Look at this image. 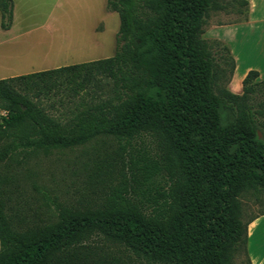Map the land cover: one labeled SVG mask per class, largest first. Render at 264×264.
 <instances>
[{
	"label": "trees",
	"instance_id": "1",
	"mask_svg": "<svg viewBox=\"0 0 264 264\" xmlns=\"http://www.w3.org/2000/svg\"><path fill=\"white\" fill-rule=\"evenodd\" d=\"M105 7L112 56L0 79V264H249L246 227L264 210L245 221L240 197L264 198V78L247 72L239 95L218 85L216 60L226 84L234 64L202 38L216 0ZM99 139L117 149L88 193L66 202L32 181L30 156Z\"/></svg>",
	"mask_w": 264,
	"mask_h": 264
},
{
	"label": "rangeland",
	"instance_id": "2",
	"mask_svg": "<svg viewBox=\"0 0 264 264\" xmlns=\"http://www.w3.org/2000/svg\"><path fill=\"white\" fill-rule=\"evenodd\" d=\"M216 2L221 9L209 12L202 38L212 51L222 54L221 46L213 43L217 40L206 38L207 31L213 24L239 20L244 7L236 0ZM6 24L9 31L0 28V71L2 76L14 77L112 56L118 18L106 9L105 0H11V21ZM216 61L225 71L218 85L225 87L228 66ZM116 149L115 142L99 139L85 146L54 151L47 157L30 156L25 165L34 171L32 181L37 186L61 200L74 201L80 194L88 193L91 186L87 174L92 165L101 163ZM91 181L95 179L92 177ZM240 201L245 221L264 210L262 196L256 201L243 195ZM233 264H247L244 253L239 252Z\"/></svg>",
	"mask_w": 264,
	"mask_h": 264
},
{
	"label": "crops",
	"instance_id": "3",
	"mask_svg": "<svg viewBox=\"0 0 264 264\" xmlns=\"http://www.w3.org/2000/svg\"><path fill=\"white\" fill-rule=\"evenodd\" d=\"M244 1L246 7L239 20L211 25L206 37L228 49L234 66L226 89L235 95L241 94V81L247 72H256L258 80L264 78V0ZM1 72L0 79L13 77ZM245 251L249 264H264V215L247 224Z\"/></svg>",
	"mask_w": 264,
	"mask_h": 264
}]
</instances>
